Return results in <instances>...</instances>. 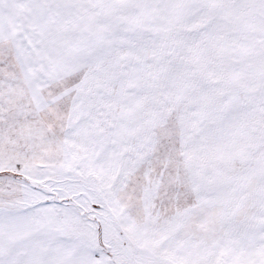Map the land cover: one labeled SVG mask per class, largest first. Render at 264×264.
Returning a JSON list of instances; mask_svg holds the SVG:
<instances>
[{"label":"snow or ice","instance_id":"snow-or-ice-1","mask_svg":"<svg viewBox=\"0 0 264 264\" xmlns=\"http://www.w3.org/2000/svg\"><path fill=\"white\" fill-rule=\"evenodd\" d=\"M0 264H264V0H0Z\"/></svg>","mask_w":264,"mask_h":264}]
</instances>
